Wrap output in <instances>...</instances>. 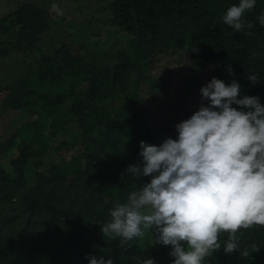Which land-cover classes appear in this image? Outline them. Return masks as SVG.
<instances>
[{
  "label": "trees",
  "instance_id": "16d2710c",
  "mask_svg": "<svg viewBox=\"0 0 264 264\" xmlns=\"http://www.w3.org/2000/svg\"><path fill=\"white\" fill-rule=\"evenodd\" d=\"M234 4L238 0H111L108 19L127 34L124 45L97 55L84 44L57 43L0 88V113L9 127L0 141V264H89V256L110 257L113 264L147 259L173 264L172 246L156 242L155 230L147 232L152 247L141 238L121 247L118 238L104 237L101 227L118 201L126 202L131 191L150 182L126 169L143 166L140 142L152 145L160 128L148 126L136 112L140 85H154L143 69L151 54L192 52L215 78L249 87L264 106V26L259 22L264 0H256L246 13L252 28L241 32L221 19ZM53 17L44 5L16 7L0 21V59L29 51ZM253 73L256 82L249 79ZM74 140L77 148L70 144ZM11 201L16 209L35 214L31 230L41 240L27 250L3 233L12 219L4 216ZM62 209L66 214L50 216ZM237 235L239 248L226 253L227 233H222L221 248L205 264H264V227Z\"/></svg>",
  "mask_w": 264,
  "mask_h": 264
},
{
  "label": "clouds",
  "instance_id": "9594fccd",
  "mask_svg": "<svg viewBox=\"0 0 264 264\" xmlns=\"http://www.w3.org/2000/svg\"><path fill=\"white\" fill-rule=\"evenodd\" d=\"M255 5L256 0H238L221 19L236 32L250 29L245 15ZM52 9L60 14L57 5ZM259 22L264 26V15ZM249 79L259 77L253 73ZM239 90L235 80L226 85L213 77L200 89L209 106L201 105L175 126L177 139L160 146L140 142L144 164L130 165L126 172L152 178L109 210L111 219L101 227L104 237L127 247L155 230L156 242L172 246L173 264H205L221 248L222 233H227L223 250L232 253L239 248L241 229L264 227V106L256 96L238 99ZM88 260L113 264L110 257Z\"/></svg>",
  "mask_w": 264,
  "mask_h": 264
},
{
  "label": "rangeland",
  "instance_id": "374dc122",
  "mask_svg": "<svg viewBox=\"0 0 264 264\" xmlns=\"http://www.w3.org/2000/svg\"><path fill=\"white\" fill-rule=\"evenodd\" d=\"M28 2L46 6L54 17L49 27L41 33V39L29 51L24 54L12 52L0 59V88L24 72L28 62H31L36 54L57 43L64 42L68 47L84 44L90 52L94 51L97 55H105L125 44L127 34L116 30L108 19V3L111 0H0V21L20 4ZM53 4L58 6L60 14L52 9ZM192 55L193 53L188 51H156L143 65L145 74L154 80V85L147 82L140 85V102L136 106V112L148 126L160 127L152 145L160 146L168 138L177 139L178 131L175 126L190 118L201 105L209 106L207 99L202 100L200 89L214 77L212 69L197 63ZM245 96H254L253 91L240 85L238 99ZM106 102L107 99H104L99 104ZM231 106L237 110L243 108L236 104ZM5 121V115L0 113V141L7 137L9 131ZM68 128L71 133L77 134L75 126L69 125ZM70 144L72 147H78L77 140ZM147 178L150 181L152 177ZM11 204L5 208L4 213L7 214L4 216L5 219H12L4 223L3 233L27 250L28 244H38L41 240L38 231L33 233L31 230L33 222L35 224V214L16 209L14 202ZM46 208L48 210V207ZM58 213L66 214V211L62 209L55 214L53 211L50 216L55 220L59 217ZM38 226L39 224L33 228ZM56 230L57 226L54 225L53 233ZM49 231L52 232L50 228ZM51 240L49 238V241ZM141 242L151 247L154 245L147 233L141 238ZM33 255L32 252L30 256ZM143 258L141 255L139 261Z\"/></svg>",
  "mask_w": 264,
  "mask_h": 264
}]
</instances>
